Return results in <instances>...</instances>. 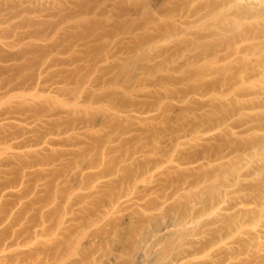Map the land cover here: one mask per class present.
I'll return each instance as SVG.
<instances>
[{
	"label": "rangeland",
	"instance_id": "1",
	"mask_svg": "<svg viewBox=\"0 0 264 264\" xmlns=\"http://www.w3.org/2000/svg\"><path fill=\"white\" fill-rule=\"evenodd\" d=\"M42 1L2 48L59 64L1 122L0 264H264V40H197L187 0Z\"/></svg>",
	"mask_w": 264,
	"mask_h": 264
},
{
	"label": "bare ground",
	"instance_id": "2",
	"mask_svg": "<svg viewBox=\"0 0 264 264\" xmlns=\"http://www.w3.org/2000/svg\"><path fill=\"white\" fill-rule=\"evenodd\" d=\"M35 1L36 0H26V1L0 0V62L1 63L19 61L22 58L23 53L33 54L32 53L34 52L33 49H37V48H33V46L30 49L31 47L30 45V47L28 46L29 49H26V51L23 53L12 52V51L9 52L3 50L2 49L3 46L13 50V47L16 44H18L19 41L22 42V40H24L25 37H26L25 39H28L29 41L30 40L32 41L36 37L37 38L38 37L41 38L42 36L44 37V35H41L42 33L41 31L39 36L37 35L39 32L38 33L36 32L37 34L35 35V31H33L34 33H32L31 30H28V32L25 33V36L23 35L24 32L20 36V33L17 32L18 30L17 31L15 30L17 28L22 29L20 28V26H21V22L24 21V19L26 18L25 15L27 16L34 13L33 4ZM187 1H189V3L187 4L188 5L190 4V7H192L190 11H188L189 9L187 10L188 13L192 11L191 15L194 18H197L196 21L194 22L195 24L194 23L193 24L198 26V28L200 25L201 28L207 29L205 33H198V32L196 33L195 38L197 40L216 41L218 43H226L234 46L242 45L250 42H261L264 40V0H187ZM42 2H43L42 0H39V3L37 2L36 3L37 5H39L38 11L43 13L44 12L43 8L45 5L44 2L43 3ZM69 3L71 5L74 4L73 6H77L78 0H69ZM47 6L49 5L45 6L44 8L45 10ZM23 17L25 18L22 19ZM17 19L19 20L22 19L21 22H19L20 24L17 23L20 26H17V24L14 25V23H16L15 20ZM209 21L210 23L209 25H207ZM30 22L28 19L27 21H24L26 26H30L29 24ZM73 22L76 26L78 25V20H75V18H73L72 23ZM205 23L207 26L203 27ZM44 50L45 49L43 50L38 49L37 51L35 50V53L40 51L38 52L39 54L37 58H28L27 60L22 59L23 62L21 61V63H19L18 66H16L17 64L15 66L12 65L14 67H8L7 69L0 67V73L11 70L13 72L11 79L15 80V81L13 80L14 81L13 84L8 83L9 80L7 79L0 80V91L2 92L21 91L19 93V97L22 98V101H20V103L17 106H12L10 108L4 109L3 111H0V145H3L2 143H4V145H6L4 148L8 147L7 150H12L11 158L17 157L16 153H13V151L17 149L20 150L23 145L14 142L8 144L9 146L5 144L6 142L9 141L16 142V140L19 138V133L16 131L11 132V129H6L1 122L7 119H11L15 117V115L21 116V114H24L25 119L28 117L26 113L29 112V109L25 107L26 106V101L24 100L25 97L47 98V96H44L42 93L35 96V94L33 95V92L41 84H43V89L45 88V86H47L46 83L47 79L45 80V78H47L48 75L51 76L55 75L54 72L49 71V68L53 66H57L59 62L52 61L50 65H47V61H46L47 51ZM231 50L232 51L228 53L229 55H236L240 53V51L238 50H233V49ZM75 62H78V59H75L73 61H68L62 64L70 65ZM72 73L78 75V71H72L69 74H67V76H65L66 80L65 81L62 80V82H64L65 84L66 83L73 84L74 88L69 93L72 94L73 96L75 95L78 97V76L75 78L73 76H70V74ZM27 142L28 144L25 145L24 147H27L29 145L31 146L32 144H39V142L36 141L35 142L27 141ZM5 184L4 185L1 184L3 186L2 189L11 187L13 186L14 183L11 182ZM10 195L14 196V194H10ZM20 198L21 196L15 199H17L18 201L20 200ZM18 204L16 205L19 206ZM0 244L3 243L0 242Z\"/></svg>",
	"mask_w": 264,
	"mask_h": 264
}]
</instances>
